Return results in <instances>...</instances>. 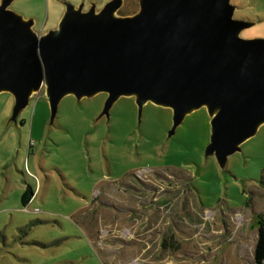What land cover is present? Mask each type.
I'll return each mask as SVG.
<instances>
[{"label": "rangeland", "instance_id": "rangeland-1", "mask_svg": "<svg viewBox=\"0 0 264 264\" xmlns=\"http://www.w3.org/2000/svg\"><path fill=\"white\" fill-rule=\"evenodd\" d=\"M109 0H12L39 35L65 3L97 10ZM1 2V0H0ZM264 37V0H230ZM124 0L118 15H132ZM107 94L64 96L56 115L44 88L16 120L0 92V264H255L264 212V123L221 166L206 155L210 116L187 114L170 137L172 111L133 96L100 115ZM29 187L32 195L23 203Z\"/></svg>", "mask_w": 264, "mask_h": 264}, {"label": "water", "instance_id": "water-1", "mask_svg": "<svg viewBox=\"0 0 264 264\" xmlns=\"http://www.w3.org/2000/svg\"><path fill=\"white\" fill-rule=\"evenodd\" d=\"M124 0L65 3L57 26L39 35L34 21L0 2V92L14 97L16 120L44 88L50 118L60 100L107 94L100 115L121 96H133L138 117L151 102L172 111L168 136L192 111L205 107L206 155L221 166L264 123V37L244 38L252 21L233 17L230 0Z\"/></svg>", "mask_w": 264, "mask_h": 264}, {"label": "trees", "instance_id": "trees-1", "mask_svg": "<svg viewBox=\"0 0 264 264\" xmlns=\"http://www.w3.org/2000/svg\"><path fill=\"white\" fill-rule=\"evenodd\" d=\"M32 195V190L27 187L22 195L21 200L23 203L29 199ZM253 262L255 264H264V212L258 214L257 219V236L254 244L253 249Z\"/></svg>", "mask_w": 264, "mask_h": 264}, {"label": "flooded vegetation", "instance_id": "flooded-vegetation-1", "mask_svg": "<svg viewBox=\"0 0 264 264\" xmlns=\"http://www.w3.org/2000/svg\"><path fill=\"white\" fill-rule=\"evenodd\" d=\"M11 4V3H10ZM9 7V6H8ZM119 11V10H118ZM31 19V18H30Z\"/></svg>", "mask_w": 264, "mask_h": 264}, {"label": "crops", "instance_id": "crops-1", "mask_svg": "<svg viewBox=\"0 0 264 264\" xmlns=\"http://www.w3.org/2000/svg\"><path fill=\"white\" fill-rule=\"evenodd\" d=\"M124 15V14H123Z\"/></svg>", "mask_w": 264, "mask_h": 264}]
</instances>
